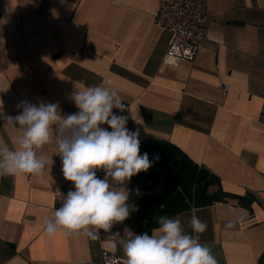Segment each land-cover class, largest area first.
Returning <instances> with one entry per match:
<instances>
[{"label": "crops", "instance_id": "0c3cea01", "mask_svg": "<svg viewBox=\"0 0 264 264\" xmlns=\"http://www.w3.org/2000/svg\"><path fill=\"white\" fill-rule=\"evenodd\" d=\"M159 9L160 0H0L3 113L17 115L24 100L73 113V81L111 82L127 127L140 129V151L149 140L171 143L218 179L211 194L253 199L196 207L207 225L200 241L218 264H264V0H208L206 38L194 61L176 65L165 61L170 33L157 23ZM16 135L0 118V138L13 147ZM39 154L49 160L44 183L0 176V264H102L104 250L123 263L109 241L45 234L56 189L72 186L54 143ZM127 186L135 204L133 178ZM191 215L170 217L190 233ZM125 229L126 221L116 226L126 237Z\"/></svg>", "mask_w": 264, "mask_h": 264}, {"label": "clouds", "instance_id": "9594fccd", "mask_svg": "<svg viewBox=\"0 0 264 264\" xmlns=\"http://www.w3.org/2000/svg\"><path fill=\"white\" fill-rule=\"evenodd\" d=\"M72 83L68 98L77 109L73 113H63L58 102L33 104L24 100L17 105V115L8 116L0 100V118L17 134L13 147L0 138V176L27 174L44 183L49 160L39 153L54 143L60 171L72 186L66 194L56 189L62 197L61 206L51 218H45V234L52 237L62 232L97 241L104 233L112 248H122L123 264H218L211 249L200 241L207 225L196 215V207L191 209L190 233L180 218L168 215L158 217L151 233L125 229V237L113 231L138 211L135 204L128 203V183L147 172L159 156L150 161L147 153L140 154V129L127 127L129 116L123 113L128 109L111 82Z\"/></svg>", "mask_w": 264, "mask_h": 264}, {"label": "trees", "instance_id": "16d2710c", "mask_svg": "<svg viewBox=\"0 0 264 264\" xmlns=\"http://www.w3.org/2000/svg\"><path fill=\"white\" fill-rule=\"evenodd\" d=\"M144 153L148 154L150 161L156 156H159V160L147 172L133 177L134 186L140 190L135 203L138 211L133 212L126 223L137 234L145 231L151 233L161 215L170 217L172 214L193 207L212 205L227 198L238 200L243 206L253 200L230 196L221 191L211 194L210 189L218 179L208 170L191 162L171 143L146 141L141 145L140 154ZM159 178L162 184L156 185L154 179Z\"/></svg>", "mask_w": 264, "mask_h": 264}, {"label": "built area", "instance_id": "2783aa9c", "mask_svg": "<svg viewBox=\"0 0 264 264\" xmlns=\"http://www.w3.org/2000/svg\"><path fill=\"white\" fill-rule=\"evenodd\" d=\"M207 14L208 0H160L156 20L170 33L165 56L167 63L176 65L182 61L195 60L200 43L206 38L203 22ZM18 28L22 33V28L20 26ZM61 200L60 196L56 198V208L61 206ZM113 231H116V227ZM100 240L108 241L106 234L101 233ZM102 258V264H123L120 257L107 250L102 252Z\"/></svg>", "mask_w": 264, "mask_h": 264}, {"label": "rangeland", "instance_id": "374dc122", "mask_svg": "<svg viewBox=\"0 0 264 264\" xmlns=\"http://www.w3.org/2000/svg\"><path fill=\"white\" fill-rule=\"evenodd\" d=\"M154 181L156 182V185H161L162 184L160 178L159 179H154Z\"/></svg>", "mask_w": 264, "mask_h": 264}]
</instances>
